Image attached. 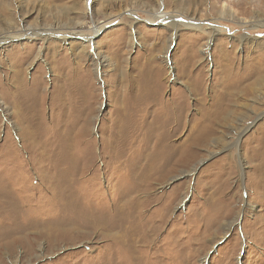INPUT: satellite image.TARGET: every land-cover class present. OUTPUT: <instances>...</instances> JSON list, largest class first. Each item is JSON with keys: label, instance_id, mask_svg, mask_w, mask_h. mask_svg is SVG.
<instances>
[{"label": "rangeland", "instance_id": "1", "mask_svg": "<svg viewBox=\"0 0 264 264\" xmlns=\"http://www.w3.org/2000/svg\"><path fill=\"white\" fill-rule=\"evenodd\" d=\"M10 1L0 264H264V0Z\"/></svg>", "mask_w": 264, "mask_h": 264}, {"label": "bare ground", "instance_id": "2", "mask_svg": "<svg viewBox=\"0 0 264 264\" xmlns=\"http://www.w3.org/2000/svg\"><path fill=\"white\" fill-rule=\"evenodd\" d=\"M93 1L94 0H87V2L85 3V9H86V12H88V14H89V10H91L90 9V6L92 5V3H93ZM194 1V0H193ZM5 2V3H4ZM7 2V3H6ZM259 2H261V0H257V2L256 3H259ZM2 3L3 4H7V5H12V2L10 1V0H0V5H2ZM243 3V2H242ZM180 4V3H179ZM193 5V4H192ZM196 5V4H195ZM242 5V6H241ZM240 6L241 7H244V6H246V5H249V6H251L252 5V3H249L247 0L245 1V3L244 4H241ZM194 6V5H193ZM239 6V7H240ZM5 7H7V6H5ZM160 7H161V4H160ZM3 9H4V5H3ZM160 9V8H159ZM224 9V8H223ZM246 11H248L247 9H245ZM7 11V10H6ZM9 12H10V10H9ZM248 13V12H247ZM9 16V15H8ZM12 16V15H11ZM169 16H171V15H169L168 13H163V12H159V14L158 15H155V19H156V21H161V22H164V23H166V21H169V20H171V19H173V18H171V17H169ZM134 17V16H133ZM14 19V18H13ZM190 20V19H189ZM110 22V21H109ZM192 22H194L193 21V19H192ZM253 24H258V23H256V22H254ZM186 25V24H185ZM105 24H103V25H101V26H97L96 24H95V20H93V26H92V29H91V31H92V34L91 35H89V36H86V35H83V34H81L80 36H84L85 38H89L90 40L88 41V44L90 45V46H94V43H93V39H94V37L97 35V34H99L104 28H105ZM175 26V25H174ZM187 26H189V27H191L192 29H195V30H201V27L198 25V24H196V23H194V25H187ZM175 27H178V25H176ZM203 28V27H202ZM176 30H177V28H176ZM48 31V30H47ZM51 31V30H50ZM76 31V29L75 28H73V29H70V32L68 33V35H69V37H70V39H72V38H75L77 35H79V34H77V32H75ZM52 32V31H51ZM31 33H32V31H31ZM22 34H24V33H22ZM66 34V33H65ZM212 34V33H211ZM17 35V34H16ZM19 35H21V34H19ZM34 35L35 36H45L44 37V39L45 40H48L49 38H51V37H49V35H51V33H41V32H35L34 33ZM54 35H55V38H58L59 40H61V41H65V38H61V32L60 31H56V32H54ZM17 37V36H16ZM53 37V36H52ZM20 38V37H19ZM175 38V34H172V37H171V39H170V45L172 44V42H173V39ZM52 39V38H51ZM13 40H18V39H16L15 37H8V38H4L3 37V41H0V49H2V48H4V46H6L10 41H12L13 42ZM78 40V39H77ZM134 40H135V38H134V36H133V34H132V36H131V41L132 42H134ZM211 41V40H210ZM15 42V41H14ZM79 42V41H78ZM81 42V41H80ZM64 44V43H63ZM87 47V46H86ZM88 49V48H87ZM88 51V50H87ZM93 51H94V55L95 56H97L98 54H97V49H96V47H93ZM82 52H84V51H82ZM81 53V52H80ZM41 55V54H40ZM40 55H38L37 57H39ZM36 57V58H37ZM21 94V93H20ZM18 95H19V93H18ZM20 96V95H19ZM16 99H18L17 97H15V100ZM149 99H147V101H148ZM38 102V101H37ZM147 103V102H146ZM145 105V104H144ZM140 106V105H139ZM28 107V106H27ZM31 107H29V109H30ZM139 108V107H138ZM33 109V108H32ZM136 109V108H135ZM139 110H141V112H143V114H144V112H146L145 111V109L143 110V109H139ZM33 111V110H32ZM31 111V112H32ZM36 112V111H35ZM138 112H140V111H138ZM140 112V113H141ZM32 114V113H31ZM30 115V114H29ZM32 115H34V113L32 114ZM35 115H36V113H35ZM138 115V114H137ZM37 118V117H36ZM125 118V117H124ZM138 118V117H137ZM28 119V118H27ZM29 119H30V117H29ZM35 119V118H34ZM125 119H127V118H125ZM30 120H32V118L30 119ZM125 121V120H124ZM173 122V121H172ZM134 124H136V123H134ZM133 125V124H132ZM131 127V126H130ZM129 132V131H128ZM137 132V131H136ZM131 133V132H130Z\"/></svg>", "mask_w": 264, "mask_h": 264}]
</instances>
